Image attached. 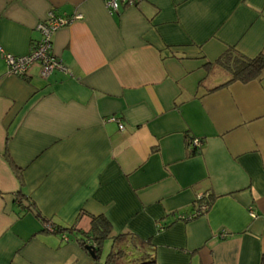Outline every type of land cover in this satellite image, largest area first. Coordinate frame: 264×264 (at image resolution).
<instances>
[{
    "label": "crops",
    "instance_id": "obj_1",
    "mask_svg": "<svg viewBox=\"0 0 264 264\" xmlns=\"http://www.w3.org/2000/svg\"><path fill=\"white\" fill-rule=\"evenodd\" d=\"M52 10L83 15L53 36L68 72L10 74L2 51L28 54ZM227 50L264 55V0H0V264H94L39 216L99 215L104 262L264 264V76L225 85Z\"/></svg>",
    "mask_w": 264,
    "mask_h": 264
},
{
    "label": "built area",
    "instance_id": "obj_2",
    "mask_svg": "<svg viewBox=\"0 0 264 264\" xmlns=\"http://www.w3.org/2000/svg\"><path fill=\"white\" fill-rule=\"evenodd\" d=\"M138 1L140 0H106V5L111 13H115L119 11L122 5H135ZM82 18L83 15L81 13L62 16L53 10L50 11L47 18L37 25L36 29L40 33V38L35 41L33 49L28 54L18 56L2 51L8 72L12 75L24 76L36 64L41 67V77L43 79H48L56 70L68 72L66 64L53 50V36L59 28ZM111 120L119 121L115 117H112ZM119 125L120 129L124 128L122 123ZM191 142L193 147L199 148L202 146L203 140L199 137H194ZM207 196V193L196 194V201L198 202L196 210L188 216H181V218L191 220L205 214L209 208V204L205 201ZM46 226L48 231H56L55 226L51 222H48ZM221 235L225 236V233H221Z\"/></svg>",
    "mask_w": 264,
    "mask_h": 264
},
{
    "label": "trees",
    "instance_id": "obj_3",
    "mask_svg": "<svg viewBox=\"0 0 264 264\" xmlns=\"http://www.w3.org/2000/svg\"><path fill=\"white\" fill-rule=\"evenodd\" d=\"M214 63L221 66L223 70L225 69L231 75V79L225 85H228L229 83L234 81H241L243 83H246L264 76V55H259L255 58H248L232 50H227ZM191 140L192 138L189 140V145L193 149H197L192 146ZM15 170L17 171L19 178L22 179L20 170L18 168H15ZM39 217L43 220L45 224V230L47 231L48 229L46 223H48L50 220L41 216ZM54 226L56 229V233H61L66 236L72 233L76 235V240L78 239V241L87 250L88 247H91L92 250H94L95 252V258L93 257V263L100 264L98 261L100 260L101 255L103 253L104 242L111 237L113 229L112 224L105 216H94L92 220V228L88 233L78 231L75 227L63 228L56 225ZM78 232L80 235H78ZM125 237V234H121L112 238L114 239V242L117 243L119 240L121 241ZM88 252L90 253L89 250ZM124 254V249H119L115 252L112 251L107 255L106 260L103 264H118L119 259L123 257ZM134 264H156V260L154 258L148 257Z\"/></svg>",
    "mask_w": 264,
    "mask_h": 264
},
{
    "label": "rangeland",
    "instance_id": "obj_4",
    "mask_svg": "<svg viewBox=\"0 0 264 264\" xmlns=\"http://www.w3.org/2000/svg\"><path fill=\"white\" fill-rule=\"evenodd\" d=\"M103 246H104V249H103L104 251H103V253L101 255L100 260L98 261L100 264H103L104 263V258H102V257L106 254L105 253L106 252V250H105V242H104V245ZM119 261H123V259L122 260L120 259Z\"/></svg>",
    "mask_w": 264,
    "mask_h": 264
},
{
    "label": "water",
    "instance_id": "obj_5",
    "mask_svg": "<svg viewBox=\"0 0 264 264\" xmlns=\"http://www.w3.org/2000/svg\"><path fill=\"white\" fill-rule=\"evenodd\" d=\"M88 250L90 251L91 256L95 258V252H94V250H92L91 247H88Z\"/></svg>",
    "mask_w": 264,
    "mask_h": 264
}]
</instances>
